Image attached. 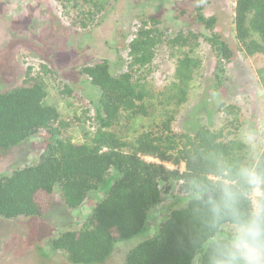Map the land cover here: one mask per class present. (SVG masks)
Segmentation results:
<instances>
[{
	"label": "trees",
	"instance_id": "trees-1",
	"mask_svg": "<svg viewBox=\"0 0 264 264\" xmlns=\"http://www.w3.org/2000/svg\"><path fill=\"white\" fill-rule=\"evenodd\" d=\"M58 1L75 11L70 25L78 32L91 30L107 17V2ZM201 12L197 8L192 21L174 36L164 31L160 20L143 18L127 44L123 73L113 75L107 60L82 68L80 73L96 91L91 101L94 114L82 143L61 136L67 124L47 102L46 66L36 72L26 69L20 86L0 91V154L44 133L37 163L0 178V218H42L57 190L67 210H77L96 196L98 202L81 227L59 233L49 246L53 252L64 253L71 264H104L117 244L145 235L150 215L169 199L173 203L165 217L150 237L128 251L123 264H203L201 213L187 189L197 179L216 178L212 166L203 160L205 155L223 152L240 163L246 152L238 139L240 125L232 105L219 106L223 114L235 116L225 128L200 127L192 134H175L171 129L176 109L186 103L200 66L192 57L198 39L215 55L216 74L233 55L213 30L215 18ZM233 25L243 54L262 57L264 85V0H234ZM158 45L176 58L169 93L163 96L164 103L173 108L165 110V119L152 127H143L132 137L121 135L113 129L122 120L149 116L155 97L142 79L134 81V75L150 73Z\"/></svg>",
	"mask_w": 264,
	"mask_h": 264
},
{
	"label": "rangeland",
	"instance_id": "rangeland-1",
	"mask_svg": "<svg viewBox=\"0 0 264 264\" xmlns=\"http://www.w3.org/2000/svg\"><path fill=\"white\" fill-rule=\"evenodd\" d=\"M100 1L109 3L105 21L78 32L70 25L75 11L58 0H0V91L20 86L26 69L36 72L46 66L47 102L57 108L60 119L67 124L61 136L82 143L94 114L91 101L96 96L95 89L80 73L82 68L107 60L113 75L125 72L127 44L143 18L160 20L164 31L174 36L201 8L205 17L215 18L213 30L233 55L216 74L215 55L204 40L198 39L192 57L200 66L186 103L176 109L172 131L192 134L200 127L225 128L235 116L223 114L221 104L234 106L239 129L246 125L264 128V96L257 94V86L262 85L263 59L246 57L235 40L234 0ZM190 31L196 33L197 29ZM175 59L164 45L156 46L150 73L143 75L139 71L134 75V81L142 79L140 82L155 97L149 116L122 120L113 129L115 132L132 137L143 127L148 129L165 119L164 111L173 108L164 103L163 96L168 95L167 88L173 81ZM216 75L220 79L216 80ZM43 148L44 133H40L0 154V178L17 168L36 164ZM254 195L260 196V192ZM172 201L168 199L150 215L145 235L117 244L104 264H123L128 251L152 235ZM97 202L92 195L79 209L67 210L57 190L51 208L42 218H0V264H71L64 253L51 251L49 242L59 233L79 229Z\"/></svg>",
	"mask_w": 264,
	"mask_h": 264
},
{
	"label": "clouds",
	"instance_id": "clouds-1",
	"mask_svg": "<svg viewBox=\"0 0 264 264\" xmlns=\"http://www.w3.org/2000/svg\"><path fill=\"white\" fill-rule=\"evenodd\" d=\"M264 96V85L257 86ZM245 160L234 163L223 152L205 155L212 181L197 179L187 189L201 213L203 264H264V128L238 130Z\"/></svg>",
	"mask_w": 264,
	"mask_h": 264
}]
</instances>
